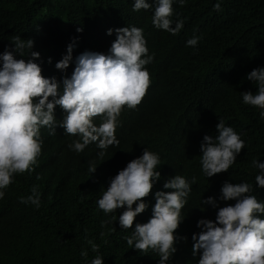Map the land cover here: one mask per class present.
<instances>
[{
  "label": "trees",
  "instance_id": "1",
  "mask_svg": "<svg viewBox=\"0 0 264 264\" xmlns=\"http://www.w3.org/2000/svg\"><path fill=\"white\" fill-rule=\"evenodd\" d=\"M133 2L0 0V52L6 45L11 48L16 36L33 39L32 50L40 53L38 62L46 77L70 76L75 57L84 50L106 53L115 39L114 31L106 34L108 28L142 27L149 53L154 54L145 66L151 79L146 94L134 110L121 112L115 131L119 143L104 150L103 157L94 143L81 153L69 150L77 137L65 134L59 124L54 135L41 128L44 143L33 172L16 175L0 199V264H86L97 253L85 236L99 245L104 264H157L155 252L142 253L126 243L131 229L119 225L123 208L109 214L117 215L112 224L101 225L107 217L96 204L110 178L146 147L159 153L161 176L142 198L148 207L136 215L133 227L151 216L152 192L171 190L163 189L165 179L175 174L197 178L181 209L185 218L174 230L187 239L177 240L168 264H196L199 256L192 255L191 234L199 231L198 218L214 219L216 212L211 205L201 210V197L218 196L225 179L251 182L252 194L264 200V186L256 188L258 170L252 165L254 158L264 161V120L259 109L241 102V91H255L246 73L264 66V0H220L219 12L213 8L216 0L174 3V14L184 19L176 35L154 28L152 9L133 11ZM194 34L201 37L196 48L186 47V39ZM70 42L75 45L73 61L61 72L55 63ZM54 115L57 121L63 119L60 106ZM219 119L242 132L246 146L228 171L207 178L200 169L199 144L204 134L215 135ZM90 162L97 164L92 174L87 170ZM32 185L41 193L38 209L18 199L29 194ZM226 203L234 201H219L217 206ZM82 247L88 249L86 259L80 256Z\"/></svg>",
  "mask_w": 264,
  "mask_h": 264
},
{
  "label": "clouds",
  "instance_id": "2",
  "mask_svg": "<svg viewBox=\"0 0 264 264\" xmlns=\"http://www.w3.org/2000/svg\"><path fill=\"white\" fill-rule=\"evenodd\" d=\"M186 0H134L132 10L152 9L151 23L154 28L172 35L180 32L184 19L174 14L173 4L184 5ZM221 11L220 0L213 4ZM82 31L81 28L76 29ZM115 32L107 52L84 50L74 59L70 76L57 80L55 76L42 75L38 62L40 53L33 51V39L14 37L12 46L7 45L0 52V199L5 197L8 186L16 175L31 174L37 165L44 143L41 128H47L49 135L56 133L59 124L65 134L75 136L68 148L81 153L87 145L94 143L104 156V150L119 143L115 131L120 125L121 112L134 110L146 94L151 83L150 73L145 67L152 62L144 29L135 25L108 28L106 34ZM201 39L192 35L185 41L186 47L196 48ZM74 43L66 46L62 58L55 68L63 72L73 61ZM25 57H28L25 59ZM51 57L48 62H51ZM246 79L255 85V91H241L242 103L259 109L264 120V66H258L246 73ZM51 97V98H49ZM60 106L63 119L57 121L54 110ZM99 123H96V118ZM215 135L204 134L199 144L200 169L205 177H212L228 171L246 146L242 132L219 119ZM103 160V159H101ZM100 160V161H101ZM159 153L147 147L112 176L106 188L97 199V207L107 219L101 225L117 220V209L123 208L118 216L121 228L131 229L124 239L126 243L142 253L155 252L157 264H168L176 252L181 237L174 230L185 218L181 209L185 206L191 186L197 178L175 174L165 179L163 189L152 192L155 203L146 222L133 221L137 214L148 207L146 200L161 173ZM97 164L89 163L92 174ZM258 171L255 186H264V161L252 160ZM39 178V177H37ZM251 182H230L225 179L215 198H202L200 207L211 205L216 209L214 219L198 218L199 229L191 234L192 255L199 256L196 264H264V200L253 195ZM41 193L37 185L30 187L29 194L18 197L25 205L41 206ZM219 201H234L217 206ZM135 202V206L133 204ZM85 243L97 254L86 264H104V257L98 253L99 245L87 236ZM80 256L87 258L88 249L82 247Z\"/></svg>",
  "mask_w": 264,
  "mask_h": 264
},
{
  "label": "bare ground",
  "instance_id": "3",
  "mask_svg": "<svg viewBox=\"0 0 264 264\" xmlns=\"http://www.w3.org/2000/svg\"><path fill=\"white\" fill-rule=\"evenodd\" d=\"M15 4V3H14Z\"/></svg>",
  "mask_w": 264,
  "mask_h": 264
}]
</instances>
